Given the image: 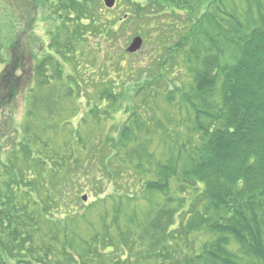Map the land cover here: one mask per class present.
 Wrapping results in <instances>:
<instances>
[{"label":"trees","instance_id":"obj_1","mask_svg":"<svg viewBox=\"0 0 264 264\" xmlns=\"http://www.w3.org/2000/svg\"><path fill=\"white\" fill-rule=\"evenodd\" d=\"M26 4L52 28L0 26V264H264V0Z\"/></svg>","mask_w":264,"mask_h":264},{"label":"rangeland","instance_id":"obj_2","mask_svg":"<svg viewBox=\"0 0 264 264\" xmlns=\"http://www.w3.org/2000/svg\"><path fill=\"white\" fill-rule=\"evenodd\" d=\"M103 1L104 0H102V3L104 5ZM26 3H27V0H0V26L2 29V39H3V42L5 44L6 43L10 44V42L17 35L19 30L27 31L25 36L30 37L31 31L28 29V25L30 22L29 20H31V19H32L31 21H34V23L31 25L33 34L36 37H38L39 39H44L46 43L48 42V39L46 38V37H48L46 30H47V28L51 29L52 24H50V22H48V21L44 22L43 17L46 18V16H50V8L40 6L37 10H34L35 13L33 12V14H35V15L32 14L31 16H29L27 13V9H31V8L33 9V6H29ZM117 3H118V0H117ZM20 8H21L22 12H24V15L19 14ZM27 16L29 18H27ZM133 38H131L130 41H126L125 50L129 46V44L131 43ZM23 39H24V36H23ZM46 46H47V44H46ZM144 48H145V46L143 45L142 49L139 52H137L136 54L126 53L128 55V59L126 62V65H128V67H127L128 69H130L129 67H131V65L133 66L134 63L139 64L140 61H142L144 58L147 57V55L145 53H143ZM114 51L120 52V49L115 47ZM88 55L91 59H93V58L97 59V57L99 59L98 54H88ZM104 58H102L103 62L105 61ZM154 61H156V60H150L148 58L143 67H141L140 69L138 68L136 71L133 72V74L135 76L130 75V77H127L128 78L127 82L130 81L131 79L135 80L134 82H128L127 83L128 86L133 88L134 84L137 82H138V85H141L140 83H143V82L145 85V82L148 81V78H146L145 76H142V72H146L147 68L149 66H151V64H153ZM106 69L100 68V70H103V71H101L103 73H106ZM67 71H69V69H67ZM110 72H111V70H110ZM95 76L92 75L90 77H92L95 81L98 80L99 82L100 81L103 82V78H104L103 76H101V75H95ZM146 85L148 86L147 83H146ZM24 111H25L24 99H21L20 100V106H19L17 112L15 113V123L17 125H19L21 123L23 116H24ZM122 116L123 115H121L117 119L115 124H112L113 128H114V126H119L120 124H122L123 121H125L123 118L124 116L123 117ZM119 121H121L120 124H119ZM92 200H93V198L90 199V202H92Z\"/></svg>","mask_w":264,"mask_h":264},{"label":"water","instance_id":"obj_3","mask_svg":"<svg viewBox=\"0 0 264 264\" xmlns=\"http://www.w3.org/2000/svg\"><path fill=\"white\" fill-rule=\"evenodd\" d=\"M116 1L117 0H104V4L106 6V8L108 9H113L116 5ZM143 39L141 37H137L135 38L131 45L129 46V48L127 49V52L129 54H135L137 52H139L143 46ZM83 200L86 202L87 201V197H84Z\"/></svg>","mask_w":264,"mask_h":264}]
</instances>
